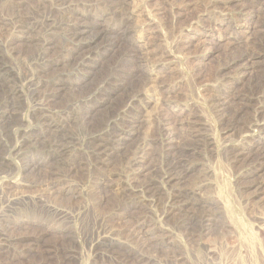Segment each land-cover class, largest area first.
Instances as JSON below:
<instances>
[{
	"label": "rangeland",
	"instance_id": "1",
	"mask_svg": "<svg viewBox=\"0 0 264 264\" xmlns=\"http://www.w3.org/2000/svg\"><path fill=\"white\" fill-rule=\"evenodd\" d=\"M17 1L22 23L0 17V65L19 92L0 98V264H264V0ZM62 24L108 37L71 43ZM37 40L55 42L50 66ZM71 111L82 171L44 191L25 167L48 155L35 140L46 122ZM87 112L100 130L84 128ZM119 138L124 159L142 158L144 196L120 192L116 165L93 168L92 140L116 150ZM183 187L198 205L175 203Z\"/></svg>",
	"mask_w": 264,
	"mask_h": 264
},
{
	"label": "bare ground",
	"instance_id": "2",
	"mask_svg": "<svg viewBox=\"0 0 264 264\" xmlns=\"http://www.w3.org/2000/svg\"><path fill=\"white\" fill-rule=\"evenodd\" d=\"M15 1L16 0H12V1H6V0H0V17L1 15H6V14H11L12 19L10 18V20H13L16 17V13L15 12ZM41 1V0H40ZM46 1V0H45ZM45 1L42 2V4L38 7L37 10L33 11L31 13V15H35V13L41 8L44 7L45 5ZM48 1V0H47ZM46 1V2H47ZM17 2H20L17 1ZM34 2V1H33ZM36 2V1H35ZM64 2V1H63ZM48 3V2H47ZM117 4V3H116ZM18 5V4H17ZM39 5V4H38ZM47 5V4H46ZM113 5V4H111ZM46 7V6H45ZM59 7V6H58ZM52 8V7H51ZM18 9V8H17ZM16 9V10H17ZM20 9V8H19ZM41 10V9H40ZM43 10V9H42ZM62 10V9H61ZM60 11V10H59ZM54 11L52 9H48V13H53ZM124 12V11H123ZM19 13V12H18ZM17 13V14H18ZM42 14V12H39ZM45 14V13H44ZM8 16V15H7ZM18 16V15H17ZM42 17V16H41ZM40 17V18H41ZM8 18V17H6ZM35 18V17H34ZM72 18V17H71ZM33 19V18H32ZM39 19V18H38ZM48 20L47 18H43V20L45 21ZM15 21L16 18L14 19ZM20 20V19H19ZM51 20V19H50ZM4 20L0 18V34L3 30V27L5 26V24L3 22ZM25 21V20H24ZM42 21V22H44ZM11 22V21H10ZM55 22V21H54ZM17 23H22V22H18ZM38 23V21H37ZM51 23V22H50ZM33 24V23H32ZM22 25V24H21ZM61 25V24H60ZM63 29H65V31H67L69 33L70 36V42L71 43H82L83 41H88L94 45H96L97 47H100L103 45L104 40L106 37H108L106 31H104L101 28L95 27V26H91V25H87V26H76V27H70L69 25L66 24H62ZM24 26L18 27L19 30H22ZM45 27V26H44ZM51 27V26H50ZM11 28V27H10ZM7 29V28H6ZM15 29V28H13ZM12 29V30H13ZM32 30V29H31ZM35 30V29H34ZM92 30V31H91ZM26 31V30H25ZM20 32V31H19ZM24 32V31H23ZM56 32V31H55ZM30 33V32H29ZM33 34V33H32ZM88 34L91 35V37H88ZM4 36V35H3ZM31 36V35H30ZM36 36V35H35ZM5 37V36H4ZM68 37V36H67ZM29 38V37H28ZM51 40V39H50ZM50 40H37L36 41V46L39 48V51L37 54V58L39 60V64L44 66H50V61L49 59H51L50 57L57 51V46L55 44L54 41H50ZM7 41V40H6ZM5 43V42H4ZM70 43V44H71ZM7 44V43H6ZM91 44V45H92ZM35 46V45H34ZM73 46V45H72ZM96 47V49H98ZM7 48V47H6ZM70 48V47H69ZM67 50V49H66ZM96 51V50H95ZM2 53V52H1ZM0 53V54H1ZM76 55H78V48H72V54L70 56V59H76L74 58ZM105 55V54H104ZM1 57V56H0ZM2 59V58H1ZM33 59V58H32ZM35 59V56H34ZM35 61V60H33ZM37 62V61H36ZM69 62V61H68ZM4 63V62H2ZM67 64V61H62V62H58V63H53L52 64V69L53 67L57 66V65H63L65 66ZM96 66V65H95ZM95 66H89L87 67L88 73H90V68H94ZM6 68V67H5ZM0 72H2L1 75L4 74V76L2 78H0V98H5L7 100H12L15 101L16 99L19 98V92L18 89L15 86L14 83V78L13 76H11L10 73H6V69H4V67L2 68L0 65ZM4 72V73H3ZM6 73V74H5ZM86 77L82 78V79H78L77 83L75 84L76 87L74 88H81L83 86V80ZM47 84V83H46ZM45 86V85H44ZM65 84H61L58 85V87L52 89L55 94L50 95L49 97L47 96V102L48 103H53L55 101V99L60 95V93L65 90L66 88ZM49 89V88H48ZM47 91V90H46ZM113 93L112 94H107V96L105 97V102H109L110 109H113L114 107V101H115V97H113ZM116 95V94H115ZM121 97V96H120ZM37 98V97H36ZM3 100V99H2ZM5 101V100H4ZM18 101V100H17ZM3 103V102H2ZM13 104V103H12ZM2 106V105H1ZM93 108V107H92ZM1 109V108H0ZM23 109V108H21ZM12 110V109H11ZM36 112V111H35ZM109 112V111H108ZM20 114V113H19ZM33 114V113H32ZM31 114V115H32ZM36 114V113H35ZM45 114V113H44ZM47 114V113H46ZM74 113L71 111L70 113L67 114L66 118L63 121H60L57 124H51L49 122H46V127H47V134L44 136H40L38 137L36 140V143L39 145V147L41 149H44L46 151H48V155L44 158L39 160L38 162H31V164H27L26 165V171L28 173V176L30 178H32L34 181H37L39 179V182H34L36 185H38V187H41L44 189V191H49L54 193L58 188V184L63 180V178H72V177H76L80 171H82V165L79 162H72L70 160V156L73 153V148L72 147L75 144V135H72V129L77 125L79 119L77 118V116L73 115ZM88 112L85 114V116H83L82 122L85 125L84 128L86 127V129L89 131V128L93 129H97L100 127H102V121H93V118L91 116H87ZM9 115V114H8ZM30 115V116H31ZM40 115V114H39ZM41 115H42V111H41ZM47 116V115H46ZM73 116V117H72ZM39 117V116H38ZM44 117V115H43ZM109 115L106 116V118L104 119V121H106V119H108ZM36 118V117H35ZM11 119V118H10ZM32 120V118H31ZM38 119H35V121ZM1 121V120H0ZM3 121V120H2ZM42 121V120H41ZM40 122V121H39ZM19 123V122H18ZM44 124V123H43ZM42 124V125H43ZM82 124V125H83ZM3 125V124H2ZM45 126V124H44ZM43 126V127H44ZM83 128V129H84ZM99 128V130H100ZM90 129V130H91ZM85 130V129H84ZM26 132V131H25ZM19 133V132H18ZM88 133V132H87ZM21 134V133H20ZM86 134V132H85ZM91 135V134H90ZM89 135V136H90ZM20 136V135H19ZM22 136V135H21ZM94 138V136H93ZM96 138V137H95ZM101 138V137H100ZM124 138V137H123ZM123 138H119L120 142L123 141ZM79 139V138H78ZM25 140V139H24ZM27 140V139H26ZM86 140V139H85ZM109 140V139H108ZM105 139L100 140H92V144L93 147L95 148L92 151V165H94L93 168L103 171V169H106L108 164H112V165H116L117 169L114 172H117V174L119 175V179L120 180V184L118 183V186L121 187L120 192L122 194H126L127 191L129 190V186L128 184L131 185H137L138 187V194L140 192V195H143L145 193H147L148 190H150V185L147 183L145 184V186H140L141 184H138L141 182H139V175L146 172V168L144 166H142L143 161L142 158H140L141 156H139L138 154L135 155V158L133 157V159L127 161V159H124V150L122 148V144H118V148L115 150L113 147H110L106 142ZM16 142V141H15ZM89 143V142H88ZM20 144V143H19ZM35 145V144H34ZM21 146V145H19ZM32 146V145H31ZM121 146V147H119ZM29 147V146H28ZM20 148V147H19ZM12 150V149H11ZM92 150V149H91ZM141 151V150H140ZM88 152V151H87ZM144 152V151H143ZM142 152V153H143ZM179 152V151H178ZM15 154V153H14ZM19 155V153H16ZM21 154V152H20ZM145 154V153H144ZM8 156V155H7ZM70 157V158H69ZM81 157V156H80ZM24 158V157H23ZM22 159V158H21ZM126 162V164L130 167L131 170L127 169L125 170V168L123 170L125 171H118L119 168V164H120V168L122 167L121 163H123V160ZM145 161V160H144ZM83 163V162H82ZM142 163V164H141ZM7 165V164H6ZM85 165V164H84ZM91 165V164H90ZM4 166V165H3ZM1 167V166H0ZM5 167V166H4ZM6 168V167H5ZM10 168V167H9ZM13 169V168H12ZM11 170V169H10ZM9 170V171H10ZM1 171V169H0ZM113 172V173H114ZM152 172V171H151ZM170 172V171H169ZM128 173V174H126ZM82 174V173H81ZM149 175V174H148ZM80 176V175H79ZM92 176V175H91ZM110 177H112L110 175ZM145 177V176H144ZM123 178H126L127 181H123ZM143 179V178H142ZM74 180V179H73ZM146 180V179H145ZM152 180V179H151ZM161 180V179H160ZM168 182H172V178L169 177L168 178ZM145 182V181H144ZM181 182V181H180ZM176 184V182H175ZM131 185V186H132ZM177 187V186H176ZM42 189V191H43ZM137 189V188H136ZM175 191V190H174ZM142 192V193H141ZM45 193V192H44ZM131 193V192H130ZM134 193V192H133ZM168 195V194H167ZM144 196V195H143ZM172 199H175V203L177 202L178 204H180V206L183 203H191V207L198 205L200 201H198L197 198H195L194 196L190 195L188 193V191L183 187V192L180 191L178 194L174 195L172 197ZM194 202V203H193ZM176 203V204H177ZM196 204V205H195ZM172 205V204H171ZM175 207V206H173ZM174 212V211H173ZM169 214V213H168ZM185 220L187 221V224H191L192 220H194V217H184ZM190 222V223H189ZM189 230V229H188ZM190 231V230H189ZM102 245V244H101ZM178 258V256H177ZM139 259V258H138ZM178 260V259H177Z\"/></svg>",
	"mask_w": 264,
	"mask_h": 264
}]
</instances>
